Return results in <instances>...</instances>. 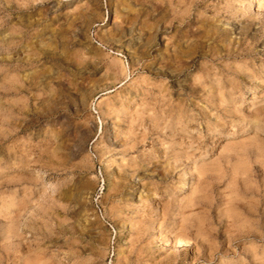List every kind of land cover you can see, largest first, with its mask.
<instances>
[{"label":"rangeland","instance_id":"rangeland-1","mask_svg":"<svg viewBox=\"0 0 264 264\" xmlns=\"http://www.w3.org/2000/svg\"><path fill=\"white\" fill-rule=\"evenodd\" d=\"M0 264H264V0H0Z\"/></svg>","mask_w":264,"mask_h":264},{"label":"bare ground","instance_id":"bare-ground-1","mask_svg":"<svg viewBox=\"0 0 264 264\" xmlns=\"http://www.w3.org/2000/svg\"><path fill=\"white\" fill-rule=\"evenodd\" d=\"M254 4V3H253Z\"/></svg>","mask_w":264,"mask_h":264}]
</instances>
